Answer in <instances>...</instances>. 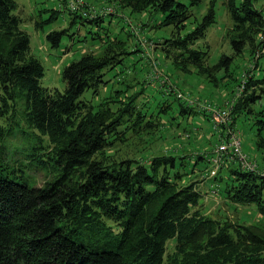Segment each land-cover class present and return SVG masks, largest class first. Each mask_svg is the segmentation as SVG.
Here are the masks:
<instances>
[{"label": "trees", "instance_id": "trees-1", "mask_svg": "<svg viewBox=\"0 0 264 264\" xmlns=\"http://www.w3.org/2000/svg\"><path fill=\"white\" fill-rule=\"evenodd\" d=\"M201 1L120 0V4L132 12L159 10L163 18L157 26H171L172 31L156 42L157 47L173 63L210 76L229 70L235 56L222 54L208 67L207 51L196 46L216 22L214 1L183 33L193 7ZM257 1H226L232 22L228 39L237 55L264 46V7L259 9ZM18 8V0H0V264H166L170 240L188 264H264V232L204 215L199 207L203 193L198 181L185 176L193 174L200 159L207 161L204 154L197 155L189 173L177 167L179 159L185 164L183 154L151 155L149 164L104 155L122 138L120 132L127 137L143 133L148 123L133 117L141 93L115 89L116 96L109 100L118 104L116 109L106 105L108 99L94 103L81 97L91 89L100 96L101 86L108 83L105 70L125 65V57L139 49L131 50L127 40L108 34L101 53L87 52L65 66L64 90L45 87L44 64L31 49ZM69 11L72 24L79 19L82 24L104 21ZM60 12L52 9L49 18L36 19V26L42 29L55 22ZM68 30L53 29L47 39L58 47ZM70 36L74 39V34ZM247 88L254 90L236 103L234 113L241 110L239 119L254 113L257 147L264 150V105L258 112L255 108L264 100V75L249 81ZM179 109L184 116L191 112L182 102ZM14 137L29 144L5 151L6 142ZM230 164L214 178L219 190L254 205L264 216V173ZM33 166L51 173L41 185L27 173Z\"/></svg>", "mask_w": 264, "mask_h": 264}, {"label": "rangeland", "instance_id": "rangeland-1", "mask_svg": "<svg viewBox=\"0 0 264 264\" xmlns=\"http://www.w3.org/2000/svg\"><path fill=\"white\" fill-rule=\"evenodd\" d=\"M212 1L215 2L216 22L208 29L207 36L196 46L207 51L205 55L208 67L216 63L222 54L234 55L235 58L229 70L211 73L210 76L197 73L191 66L173 63V60L167 58L158 48L156 42L170 36L172 27L157 26L163 17L156 8L132 12L131 9L124 8L120 0H87L89 6L93 5L90 2H96L97 5L94 6H111L117 9V13L105 15L100 25L90 22L82 24L80 19L72 24L67 0H18L19 8L16 13L24 20L23 29L30 34L33 53L44 64L45 75L42 84L48 88L64 90L66 84L62 71L65 66L87 52L101 53L104 39L108 34L127 40L126 45L131 50L139 49L125 57V65L105 70V79L108 83L106 86H101L100 93L98 92L100 96H96L95 91L91 89L85 91L81 99L94 103L108 99L109 102L105 103L110 106L109 98L114 97L115 89L125 88V94L128 95L139 91L141 94L137 100L136 114L133 115L134 121L148 124H145L143 133L137 132L127 137L124 131L120 132L122 138L119 137L118 141L105 149L104 155L117 161L132 158L141 159L149 164L151 155L183 154L187 156L185 164L180 165L181 159H179L177 167L180 172L189 173L195 167L197 155L212 152L221 136L226 133L224 125L219 128L213 125L211 120L213 114L204 105L211 103L220 107L225 106L229 100L235 106L242 97L247 98L253 92V88H247L249 81L264 75V46L257 52L245 50L238 55L230 46L228 34L232 22L226 8L227 0H202L200 4L195 5L192 10L193 17L189 19L183 33L201 20ZM59 5L62 7L60 8ZM256 6L263 9L264 0H258ZM56 8L61 11L58 19L44 24L42 29L38 28L36 19L49 18L52 9ZM104 17L101 16L102 19ZM87 18L94 19V17ZM65 27L69 30L63 36L61 44L53 47L47 39L48 32ZM71 34H74V39L71 38ZM164 101L166 105L163 107ZM180 102L191 107V112L187 116L181 115ZM123 103L129 105L124 100ZM255 105L258 112L263 107L264 100ZM234 106L232 122L235 123L234 125L231 123V127L240 134L244 151L256 160L259 168L264 171V150L257 147V126L252 115L254 113L251 111L252 114H249L247 120L244 117L239 119L241 110L235 114ZM111 107L116 109L119 106L117 103H112ZM151 120L155 125L153 128H151ZM128 123L125 127L130 125ZM26 144L29 143L14 137L6 142L5 151ZM232 162L233 160L228 164L231 165ZM233 163L237 164L236 161ZM227 165L225 164V169L231 168ZM209 169L208 161L204 162L200 159L193 174L185 176L187 181L189 179L198 181L197 187L203 193L199 207L204 215L223 221L242 222L264 232V216L254 205L235 201L227 193L224 194L225 191H220L218 180H215V177L208 178ZM27 173L37 185L43 184L51 174L46 169L36 166L27 169ZM187 261L184 255L180 256L176 252L174 241H168L166 264H188Z\"/></svg>", "mask_w": 264, "mask_h": 264}, {"label": "built area", "instance_id": "built-area-1", "mask_svg": "<svg viewBox=\"0 0 264 264\" xmlns=\"http://www.w3.org/2000/svg\"><path fill=\"white\" fill-rule=\"evenodd\" d=\"M67 7L71 11L88 10L83 11L84 14L94 18L101 16L104 17L109 13H117V9L115 7H98L94 5L89 6L86 0H67ZM204 106L213 114V117H211V120L214 123L213 125L218 128L224 125L226 129V133L221 136L213 151L204 153V156L210 165L208 178L215 177L219 173V170L232 160L233 162L236 161L240 167L246 171L264 173V171L259 168L257 161L252 159L244 151L240 134L236 131V129L231 127V123L233 121V102L228 100L225 106L220 107L212 105L211 103H206Z\"/></svg>", "mask_w": 264, "mask_h": 264}, {"label": "crops", "instance_id": "crops-1", "mask_svg": "<svg viewBox=\"0 0 264 264\" xmlns=\"http://www.w3.org/2000/svg\"><path fill=\"white\" fill-rule=\"evenodd\" d=\"M87 1V0H86ZM90 3H92L93 5H97V3L96 2H90ZM59 7L61 8L62 6L61 5H59ZM83 11H88V10H83ZM83 11H77V12H79V13H82L84 16H86V17H89L88 15H86V14H84V12ZM76 12V11H75ZM105 19V17L103 18V20ZM205 184V183H204Z\"/></svg>", "mask_w": 264, "mask_h": 264}]
</instances>
